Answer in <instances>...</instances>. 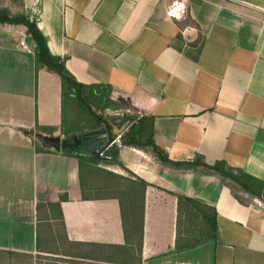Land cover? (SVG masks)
<instances>
[{
	"label": "crops",
	"instance_id": "crops-1",
	"mask_svg": "<svg viewBox=\"0 0 264 264\" xmlns=\"http://www.w3.org/2000/svg\"><path fill=\"white\" fill-rule=\"evenodd\" d=\"M12 2L13 13L36 19L50 53L78 83L110 87V100L132 124L153 119L154 141L171 160L200 155L264 183V0ZM34 51L25 26L0 23L4 257L16 253L17 264H264V201L206 170H169L121 137L120 162L149 184L142 246L127 244L119 202L83 200L78 159L38 150L34 134H75L61 133V78L37 69ZM178 194L216 209L215 240L177 246ZM63 195L62 226L48 204Z\"/></svg>",
	"mask_w": 264,
	"mask_h": 264
},
{
	"label": "trees",
	"instance_id": "trees-1",
	"mask_svg": "<svg viewBox=\"0 0 264 264\" xmlns=\"http://www.w3.org/2000/svg\"><path fill=\"white\" fill-rule=\"evenodd\" d=\"M4 0H0L3 2ZM190 17L187 16V22ZM185 22V23H187ZM0 23L8 25H22L35 44V62L37 69H47L61 78V98L63 122L61 133L68 136H92L95 132H103L104 124L96 116L97 111H104L114 104L110 100V87L86 86L78 83L65 67V61L54 57L49 50L47 40L37 25L36 19H30L23 13H13L9 8L0 6ZM128 120H132L127 116ZM153 119L142 117L122 136L125 146L150 153L163 167L177 172H193L206 170L217 174L228 181L235 189L249 194L253 198L264 201V183L243 172H235L224 161L213 165L205 163L203 157L195 156L190 161H173L154 141ZM51 135L54 128H40ZM39 151H49L38 143ZM117 149L112 147L103 153V156H88L84 154H69L79 161V181L83 200L115 199L119 202L121 219L127 244L142 246L144 231L145 192L149 184L129 171L120 162ZM120 167L127 172V176L113 173L106 168ZM177 246L187 249L206 241L215 240L217 228V212L212 206L203 204L196 199L177 195ZM67 200L63 195L58 203H49L48 206L60 213L61 225L63 217L61 202ZM105 248V246H103ZM111 247V246H110ZM117 248V247H116ZM40 249V248H39ZM1 264H17L16 253L6 252L5 257L0 253ZM45 259V257H42ZM108 260V258H105ZM122 262H126L122 260Z\"/></svg>",
	"mask_w": 264,
	"mask_h": 264
},
{
	"label": "water",
	"instance_id": "water-1",
	"mask_svg": "<svg viewBox=\"0 0 264 264\" xmlns=\"http://www.w3.org/2000/svg\"><path fill=\"white\" fill-rule=\"evenodd\" d=\"M96 116L102 120L99 115ZM104 123L107 127V136L102 138L98 137L100 132L93 133L92 136L76 135L70 138L43 136L39 133L34 134V136L44 149L54 150L59 153H78L88 156L96 155L102 157L103 153L109 147H119L116 142V137L112 134L109 124L106 122ZM105 139H107V142L103 145V141Z\"/></svg>",
	"mask_w": 264,
	"mask_h": 264
},
{
	"label": "rangeland",
	"instance_id": "rangeland-1",
	"mask_svg": "<svg viewBox=\"0 0 264 264\" xmlns=\"http://www.w3.org/2000/svg\"><path fill=\"white\" fill-rule=\"evenodd\" d=\"M0 6H5L10 10L15 9V7H13L12 0H4L3 2H0ZM125 114L126 113L123 109L116 107L115 105L111 106V108L106 109L104 111L96 110V115H99L102 118L104 124L103 131L107 133V127L104 123L106 122L109 124L114 137L118 136L119 134L123 136L130 128L129 120L127 119L128 121H126V116H124ZM28 262L29 261H27V264Z\"/></svg>",
	"mask_w": 264,
	"mask_h": 264
},
{
	"label": "built area",
	"instance_id": "built-area-1",
	"mask_svg": "<svg viewBox=\"0 0 264 264\" xmlns=\"http://www.w3.org/2000/svg\"><path fill=\"white\" fill-rule=\"evenodd\" d=\"M21 46L23 47V49H24L25 51L30 52V50H29L28 46L26 45V42H25V41H22V42H21ZM129 123H130V125H131V124L133 123V119H132V120H129ZM121 137H122L121 134H119V135L116 137V142H117L118 145L120 144V138H121Z\"/></svg>",
	"mask_w": 264,
	"mask_h": 264
},
{
	"label": "bare ground",
	"instance_id": "bare-ground-1",
	"mask_svg": "<svg viewBox=\"0 0 264 264\" xmlns=\"http://www.w3.org/2000/svg\"><path fill=\"white\" fill-rule=\"evenodd\" d=\"M175 10V9H174ZM174 10H172V12H174ZM174 14V13H173Z\"/></svg>",
	"mask_w": 264,
	"mask_h": 264
}]
</instances>
